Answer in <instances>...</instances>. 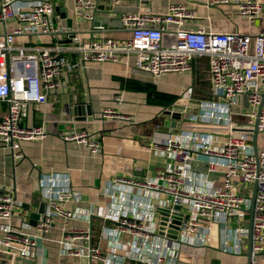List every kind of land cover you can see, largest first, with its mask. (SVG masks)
I'll list each match as a JSON object with an SVG mask.
<instances>
[{
	"label": "built area",
	"instance_id": "obj_1",
	"mask_svg": "<svg viewBox=\"0 0 264 264\" xmlns=\"http://www.w3.org/2000/svg\"><path fill=\"white\" fill-rule=\"evenodd\" d=\"M23 1L0 0V23L5 29L0 40V104L7 107L0 117V144L11 151L15 160L24 157L21 141L46 136L43 125H24L21 120L27 103H45L49 94L63 89L62 73L67 64L59 54L63 50L80 54L84 62H117L120 55H133V65L153 76L189 73L195 57H207L213 98L200 99L197 112L185 111L179 120L222 127L226 132L223 139L182 132L153 143L161 153L172 155L175 166L166 168L156 179L117 175L110 190L112 205L89 214L110 221V231L116 238L102 249L92 245L91 227L64 225L63 253L87 257V264H111L113 259L117 264L129 259L144 264H193L180 263V246L213 245L214 240L220 249L241 253L248 235L244 221L251 206V196L242 188L251 190L257 183L250 264H264V32L192 26L188 21L197 17L196 9L187 2H172L166 11L123 12L120 21L131 31L129 38L101 35L81 39V26L95 19L98 5L94 0H74L77 20L68 31L71 43H16L19 35L48 34L55 38L66 30L58 21L53 0ZM203 4L209 8L233 5L235 13L249 22L264 14L262 0H204ZM10 20L15 24L9 25ZM103 28L97 29L102 32ZM190 92L182 96L192 98ZM116 100L121 103L118 96ZM100 117L131 121L120 106L104 108ZM256 124L257 151L253 143ZM62 137L83 143L92 152L101 147L84 130L63 133ZM192 161L205 162L206 173L191 171ZM216 171L223 174L220 185L208 178ZM41 184L47 202L33 225L28 221L19 225L10 222L17 212L24 214V206L12 191L0 189V247L14 255V262L17 258L36 257L38 243L56 226V217L66 223L81 217L79 210L67 205L79 201L68 185L56 189L59 181L54 177H43ZM145 189L161 193L163 204H154L144 194ZM160 208L167 209L162 233ZM173 231L175 238L169 235ZM218 234L223 241L215 237ZM119 235L129 239L121 241Z\"/></svg>",
	"mask_w": 264,
	"mask_h": 264
},
{
	"label": "crops",
	"instance_id": "obj_2",
	"mask_svg": "<svg viewBox=\"0 0 264 264\" xmlns=\"http://www.w3.org/2000/svg\"><path fill=\"white\" fill-rule=\"evenodd\" d=\"M28 0L23 1L26 3ZM97 5L95 19L105 26L102 32L93 23L86 21L79 33L81 39L109 35L115 39H126L131 31L122 26L120 16L123 12L151 9L154 12L166 11L172 2H187L196 9L197 17L188 22L192 26L205 25L214 31L235 29L264 32V14L254 22H249L235 13L233 5L225 7H206L204 0H94ZM264 2V0H262ZM58 21L65 32L53 38L48 34L19 35L16 43H38L65 45L71 43L70 28L76 25L74 0H53ZM62 9L66 15L62 17ZM72 21L71 27H66ZM9 25L15 24L10 20ZM75 27V26H74ZM98 31V32H95ZM5 33L0 23V40ZM59 54L66 60L63 68V89L48 95L45 103L36 101L27 103L21 120L24 125H43L46 136L32 141H21L20 149L24 157L15 160L9 149L0 144V189H9L16 200L24 206V214L17 212L10 222L21 224L28 221L31 225L34 213L40 210L41 204L46 206V191L41 179L54 177L59 181L56 189L67 185L75 191L79 201L67 203L69 208L79 210L81 217L72 218L66 223L56 217L55 227L40 240L34 260L36 264H87V257H77L63 253L61 244L64 225L89 226L92 229V245L106 249L112 235L110 221L92 214L94 210H102L112 205L110 190L117 175H125L136 179L157 178L168 167H174L172 155L161 153L153 147L156 141H165L176 133H192L207 136L209 134L223 139L225 128L210 125H193L183 123L179 119L163 116L164 106L150 104L145 90L127 87V80H137L141 85L152 82L160 91L181 96L190 90L191 96L201 99H212L211 83L208 75L209 61L207 57H195L193 70L189 73H167L153 76L137 69L133 55H120L117 62H84L78 53L67 50ZM121 103H118L116 97ZM120 106L122 111L131 116V121L112 118H101L100 113L106 107ZM6 104H0V117L6 114ZM238 109V106H233ZM90 111V113H89ZM78 130L87 131L90 139L99 141L100 148L92 152L83 143L68 141L63 133ZM195 144V142H193ZM191 171L206 173V163L190 162ZM208 178L214 184H222L221 171L210 173ZM66 179V180H65ZM157 181H160L157 179ZM65 184V185H63ZM249 187V186H248ZM242 188V186H241ZM252 196L251 190L242 188ZM146 197L156 205L163 204V195L152 190H144ZM161 197V199H160ZM87 215L89 218L87 219ZM244 225L248 227V214ZM1 222V221H0ZM222 225H224L222 223ZM32 230V229H27ZM107 233V234H106ZM109 233V234H108ZM223 238L222 235H215ZM127 235H119V240L127 241ZM248 241L244 239L242 252L233 254L213 245H181L180 263L191 261L193 264H248ZM264 259V255H262ZM0 264H14V255L0 247ZM111 264H117L113 259ZM123 264H144L134 260H126Z\"/></svg>",
	"mask_w": 264,
	"mask_h": 264
},
{
	"label": "water",
	"instance_id": "obj_3",
	"mask_svg": "<svg viewBox=\"0 0 264 264\" xmlns=\"http://www.w3.org/2000/svg\"><path fill=\"white\" fill-rule=\"evenodd\" d=\"M62 17L66 15V12L62 9ZM92 31L91 33H94V29L98 28L100 26H105L101 21L94 19L92 21ZM66 27H71L72 26V21L69 22V24H65ZM98 32V31H95ZM100 32V31H99ZM76 33H73L75 35ZM199 103L200 99L192 97V98H186L183 97L182 95L179 96L177 99L173 101V103L165 106V108L162 111L163 116H168L172 117L173 119H180L181 115L183 112H193L196 113L198 108H199ZM90 113V111H89ZM257 140H258V129H257V124L255 125L254 128V133H253V143H254V149L257 151ZM256 192H257V183H254V190L251 196V206L249 209L248 213V235H247V241H248V250H247V258H248V264H250V260L252 258V222H253V213H254V201L256 197ZM160 213L161 215V227H160V233L163 232L164 224H165V219L167 215V209L165 208H160ZM44 211V204H41L40 210L37 213H34L35 219H32V223L35 224L36 220L41 216L42 212ZM170 237L175 238L176 234L175 232L169 233ZM14 264H36L34 259H29V258H17V260L14 262Z\"/></svg>",
	"mask_w": 264,
	"mask_h": 264
},
{
	"label": "trees",
	"instance_id": "obj_4",
	"mask_svg": "<svg viewBox=\"0 0 264 264\" xmlns=\"http://www.w3.org/2000/svg\"><path fill=\"white\" fill-rule=\"evenodd\" d=\"M126 85L132 89L145 90L150 104H158L165 107L178 98L176 94L158 90L152 82L141 85L139 81L130 79L126 81Z\"/></svg>",
	"mask_w": 264,
	"mask_h": 264
},
{
	"label": "rangeland",
	"instance_id": "obj_5",
	"mask_svg": "<svg viewBox=\"0 0 264 264\" xmlns=\"http://www.w3.org/2000/svg\"><path fill=\"white\" fill-rule=\"evenodd\" d=\"M195 98H197V97H195ZM198 99H201V98L199 97ZM242 109L245 110L246 109V106H244ZM160 199H161V197H160Z\"/></svg>",
	"mask_w": 264,
	"mask_h": 264
}]
</instances>
